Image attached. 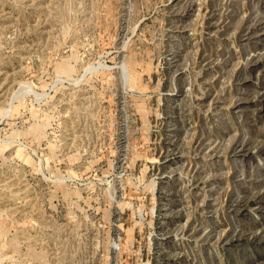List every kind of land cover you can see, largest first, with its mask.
I'll return each instance as SVG.
<instances>
[{"label": "rangeland", "instance_id": "1", "mask_svg": "<svg viewBox=\"0 0 264 264\" xmlns=\"http://www.w3.org/2000/svg\"><path fill=\"white\" fill-rule=\"evenodd\" d=\"M0 264H264V0H0Z\"/></svg>", "mask_w": 264, "mask_h": 264}]
</instances>
